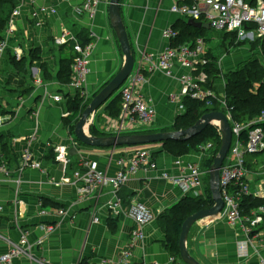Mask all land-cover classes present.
<instances>
[{"label": "crops", "instance_id": "1", "mask_svg": "<svg viewBox=\"0 0 264 264\" xmlns=\"http://www.w3.org/2000/svg\"><path fill=\"white\" fill-rule=\"evenodd\" d=\"M75 3L74 0H35L31 5L26 0H15L21 14L14 21L16 30L12 46L22 50V62L19 66L12 63L11 49H7L0 60V156L4 155L3 146L10 150V159H6L9 176L0 175V254L17 243L21 233L25 232L33 254L46 258L51 264L78 261L104 264L102 261L106 259L115 262L113 259L129 240L133 222L128 216L113 217L108 213L106 203L112 199V194L107 188L81 194L80 182L74 179L73 172L86 170L83 163L91 161L100 171L113 175L117 170L116 158L129 154L135 146L95 148L75 141L64 125L68 115L66 101L54 103L43 98L45 91L71 97L76 93L61 85L57 78L60 60L67 56L69 47L67 43L56 46L52 42L63 31L73 36L81 30L93 34L87 77L90 95L122 65L117 50L119 43L108 18L109 0H100L92 19L74 16L72 7ZM171 4V0H123L121 3V15L135 64L142 51L157 53L167 46L162 30L172 27L180 19L170 11ZM40 6H55L56 12L40 14L42 23L36 25L31 13ZM241 47L237 48V58L239 55L248 58L250 52ZM234 49L220 55V68L222 65L224 70L233 69L239 64L240 61L236 63L231 55ZM44 63L48 77L42 73ZM34 77L40 79L39 85L33 84ZM177 88L175 79L167 78L161 72L146 74L142 90L156 109L153 127L174 121L175 108L167 98L171 92H177ZM105 110L99 112L101 121L95 122L103 132L115 119ZM94 115L96 117V112ZM30 136H34L30 147L35 158L41 160L42 169L20 171L18 155ZM59 144L66 146L71 161L66 171L55 161L54 146ZM161 147L159 144L153 146L158 170L140 171L129 177L118 193L124 205L131 200L141 202L153 215L144 227V238L132 247L136 264H168L169 260L157 218L182 197L160 176L161 170L172 162V155L160 151ZM201 157L194 151L182 156L186 161H199ZM206 187L204 181L202 189L206 190ZM93 216L99 219L97 223L92 221ZM110 221L113 222L110 224ZM49 225L54 228L50 232L45 229ZM39 239L43 242L35 245ZM186 245L189 253L202 264H259L258 259L264 258V223L250 236H245L225 220L202 219L191 227ZM12 264H29V261L20 256L13 259Z\"/></svg>", "mask_w": 264, "mask_h": 264}, {"label": "built area", "instance_id": "2", "mask_svg": "<svg viewBox=\"0 0 264 264\" xmlns=\"http://www.w3.org/2000/svg\"><path fill=\"white\" fill-rule=\"evenodd\" d=\"M28 4L34 5L35 0H26ZM70 1V0H68ZM76 3L72 7L73 15L76 17L86 16L94 18L97 13L100 0H74ZM170 11L180 19H192L201 24H207L212 30L221 33L234 34L236 42H253L257 39H264V1L256 0L254 4L248 0H171ZM46 12L55 13L56 7L40 6L38 10L31 14L35 16L36 25L42 23L40 14ZM21 14L20 6L15 5L11 16L4 30L3 38L0 41V60L7 49H11L17 60L22 56L19 47L12 46L16 30L15 18ZM89 36L93 37L91 31ZM178 36V31L172 27L162 30V37L168 42L165 49L158 53L142 51L139 61L134 65L132 73L124 81L118 92L121 96V109L112 124L106 127L111 133H126L129 131L145 130L152 128L155 122V108L152 100L143 93L146 82V74L161 72L166 77L174 78L179 89L171 92L168 98L174 104L175 113L178 115L184 110L183 100L185 98L204 100L214 94L211 88L203 90L201 84L206 83L208 76L203 66L207 64L206 44L203 38H197L193 45L188 43L173 46V39ZM14 40V41H13ZM72 41L73 48L77 53L71 67V81L68 85L79 93L83 101L90 97L87 89L89 75V57L93 50V44L88 43L82 46L77 36L71 35L68 31H63L53 39L56 46ZM250 51V47L243 45ZM260 53L259 49L256 50ZM180 72L173 73L174 68ZM264 82V79H263ZM33 84H40L38 77L33 78ZM220 94L224 95V82L216 85ZM43 98H49L54 103L62 100L65 96L59 93H43ZM218 102L228 119L232 131V141L227 156L219 170V186L223 199V208L218 213L215 220H225L232 228L241 230L245 236H250L264 223V203L250 209L245 214L241 202L243 198L264 200V161L260 163L257 159L250 158L253 155L264 152V110L252 120L241 123L233 120L231 110L224 98H219ZM2 120L0 118V125ZM219 134L220 130L217 122L213 124ZM247 131L245 138L243 132ZM221 135V134H220ZM34 136H30L27 145L19 153L20 171L32 168L42 169L41 160L35 158L30 143ZM210 143L200 146L202 149H209ZM55 161L66 171L70 165L68 150L65 145L54 146ZM168 155V154H167ZM252 165L250 168L247 160ZM117 170L113 175L100 171L95 162H84L83 171L76 170L73 177L77 182L79 192L83 195L100 192L107 188L112 194V199L106 203L108 213L113 217L128 216L133 222L128 242L119 250L117 258L103 260L104 264H136L132 255V247L138 240L144 238V227L153 219L150 210L141 202L131 200L124 205L118 193L126 184L129 177L140 171L158 170V161L152 146H136L129 154H122L116 158ZM6 158L0 156V175L9 176V169ZM204 170L201 169L199 161H186L180 157H173L171 165L164 167L160 176L169 181L176 188L182 197L191 195L194 197L202 193V180ZM63 180H68L63 178ZM123 204V205H122ZM125 208V209H123ZM92 221L97 223L99 219L92 217ZM46 231L50 232L54 228L46 226ZM43 242L39 239L35 245ZM32 245V244H31ZM28 242L27 235L21 233L20 239L9 249L0 254V264H12L13 259L23 256L29 264H51L43 257H37L32 252V246ZM259 264H264V258L258 259ZM73 264H81L79 261ZM157 264V263H154ZM168 264H183L179 259L169 256Z\"/></svg>", "mask_w": 264, "mask_h": 264}, {"label": "trees", "instance_id": "3", "mask_svg": "<svg viewBox=\"0 0 264 264\" xmlns=\"http://www.w3.org/2000/svg\"><path fill=\"white\" fill-rule=\"evenodd\" d=\"M256 0H248L251 4H254ZM264 1V0H262ZM123 0H120V5ZM15 6V0H0V41L3 38L4 30L7 22L11 16L12 10ZM172 28L178 31V36L172 41L173 46L179 44L188 43L193 45L197 38H203L206 44V59H209L207 64L203 66L206 71L208 79L206 83L201 84L203 90L211 88L214 97L208 96L204 100H197L191 98H185L183 100L184 110L175 116L172 124L161 125L158 127H152L145 130L129 131L140 133H153L159 131H178L184 130L192 126L203 114L211 111H221L218 99L224 98L229 107H232L231 114L235 121L246 123L255 118L259 113L264 110V66L260 62L256 55L264 56V39H257L253 42H236L234 34L221 33L212 30L211 28L193 27L187 24L184 19H178L176 23H173ZM213 35H219V43L216 46L221 50L220 55L228 53L234 48L248 45L250 47V56L242 60L237 66L231 70H224L219 68L217 61L220 55L212 53L208 42ZM93 37L89 36L88 31L81 30L77 35L78 42L84 46L88 43H92ZM69 47V52L66 57L61 58L59 69L57 72V78L61 85L68 86L71 81V67L74 62L77 53L73 48L72 41H68L66 44ZM261 52L259 53L258 50ZM133 53V50H132ZM13 55V53H12ZM134 55V53H133ZM253 55V56H252ZM208 57V58H207ZM12 63L19 66L22 62V58L16 61L15 56H12ZM32 59V58H31ZM210 61V62H209ZM42 64V73L45 77L49 76L48 70ZM114 74L100 85L95 92H93L87 100L83 101V98L76 92L74 96L65 95L66 106L68 115L64 120V125L68 127L69 132L72 134L73 139L78 141L73 134V126L78 121L82 111L89 104L91 99L113 78ZM221 82H224V92L220 94L218 87ZM62 92V91H61ZM105 111L112 117H117L121 109V96L119 92L112 95L108 103H104L96 111L95 122L101 121L100 111ZM95 122L89 126V133L93 136H106L114 133H105L97 128ZM247 131L243 132L242 137L245 138ZM210 143L209 149H202L200 146ZM221 143V135L214 125H208L200 134L192 137L186 141H164L153 144H146L145 146L161 145L162 152L173 157H180L189 154L193 150L202 155L200 160L201 169L204 170V176L202 184L205 181L206 190L202 189V193L197 196L186 195L177 201L167 211L158 216L159 227L164 234V240L162 241L163 248L169 254L177 259L179 256V235L183 221L189 215L195 213L198 210L211 207L213 204L210 187H209V169L213 162L215 155L217 154ZM121 147H133V146H119ZM136 147V146H135ZM4 151V152H3ZM2 152L6 159H10V150L5 146L2 147ZM156 155V152H155ZM250 168H253L249 161H246ZM264 203L263 199H253L251 197L243 198L241 207L245 214H248L250 209L255 208L257 205ZM113 221H110V224ZM182 262V261H181Z\"/></svg>", "mask_w": 264, "mask_h": 264}, {"label": "water", "instance_id": "4", "mask_svg": "<svg viewBox=\"0 0 264 264\" xmlns=\"http://www.w3.org/2000/svg\"><path fill=\"white\" fill-rule=\"evenodd\" d=\"M108 18L123 54L124 61L113 78L91 99L82 111L78 121L73 126L75 138L85 146L95 148H116L119 146H140L164 141H186L200 134L208 125L217 122L221 143L209 169V187L213 200L211 207L201 209L189 215L183 221L179 235V256L183 264H202L193 257L187 249V238L191 227L198 221L206 218H214L223 208V199L219 186V170L227 156L232 141V131L228 119L221 111H211L203 114L192 126L178 131H159L153 133H115L106 136H93L89 133L90 118L100 106L117 93L124 81L132 73L135 58L132 53L131 42L121 15L120 0H109ZM187 24L196 28H208L207 24H201L192 19Z\"/></svg>", "mask_w": 264, "mask_h": 264}, {"label": "rangeland", "instance_id": "5", "mask_svg": "<svg viewBox=\"0 0 264 264\" xmlns=\"http://www.w3.org/2000/svg\"><path fill=\"white\" fill-rule=\"evenodd\" d=\"M218 38H219V35H213L212 37H211V39H210V42H208V45L210 46V48H211V50H213L212 51V53H214V54H216V55H220V53H221V50H219L216 46L218 45ZM166 47V46H165ZM165 47H164V49H165ZM241 48H243V47H241ZM163 49V50H164ZM117 50H118V52H119V60L120 61H122V64H123V61H124V58H123V55H122V53H121V51H120V48H119V45H118V47H117ZM163 50H161V51H163ZM160 51V52H161ZM237 52H238V49L236 48V49H234L233 51H232V54L231 55H233L234 56V58H235V60H236V63H237V61L239 60L240 62L242 61V60H244L245 58H244V56H241V55H239L238 56V58H237ZM158 53V52H157ZM241 53V52H240ZM261 53V52H260ZM207 56V55H206ZM253 56V55H252ZM259 56L260 57H262L261 58V60H260V62L263 64V66H264V56L263 55H256V57L258 58V60H259ZM208 58V57H207ZM209 60V59H208ZM210 62V61H209ZM239 62V63H240ZM217 65H218V67L220 68V66H219V64H218V61H217ZM122 66V65H121ZM221 67H222V69H224V67L221 65ZM120 69V68H119ZM226 70H231V69H226ZM173 73H179V70L175 67L174 68V70H173ZM163 74V73H162ZM164 75V74H163ZM165 76V75H164ZM166 77V76H165ZM167 78H170V77H167ZM171 79H174V78H171ZM262 79H264V77L262 78ZM107 81V80H106ZM104 83V82H103ZM102 83V84H103ZM101 84V85H102ZM177 89H179V85H178V88ZM169 95V94H168ZM168 99V101L170 102V100H169V98H167ZM171 103V102H170ZM173 106H174V104L173 103H171ZM175 107V106H174ZM155 116H156V109H155ZM175 116H176V113H175ZM94 119H95V115H93V117H92V120H91V124L90 125H92L95 121H94ZM112 120H113V118H112ZM89 125V126H90ZM107 125V124H106ZM89 126H88V129H89ZM150 129V128H149ZM105 131V133H111L110 131H108V130H104ZM194 148H192V151H194L193 150ZM195 152V151H194ZM202 156V155H201ZM250 158H253V159H264V152H262V153H259V154H257V155H253V156H251ZM262 185H264V180L262 181ZM182 197V196H181Z\"/></svg>", "mask_w": 264, "mask_h": 264}, {"label": "bare ground", "instance_id": "6", "mask_svg": "<svg viewBox=\"0 0 264 264\" xmlns=\"http://www.w3.org/2000/svg\"><path fill=\"white\" fill-rule=\"evenodd\" d=\"M91 120H92V117H91ZM91 120H90V121H91ZM3 152H4V151H3Z\"/></svg>", "mask_w": 264, "mask_h": 264}]
</instances>
